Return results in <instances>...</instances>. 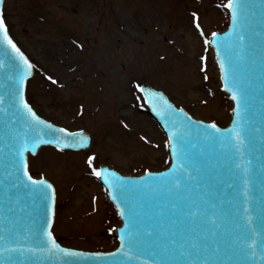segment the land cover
<instances>
[{
  "label": "rangeland",
  "instance_id": "rangeland-1",
  "mask_svg": "<svg viewBox=\"0 0 264 264\" xmlns=\"http://www.w3.org/2000/svg\"><path fill=\"white\" fill-rule=\"evenodd\" d=\"M4 1L5 23L35 69L29 103L50 123L93 137L88 151L30 158L33 177L56 188V239L70 249L110 252L120 221L88 158L97 170L127 177L170 165L142 84L195 119L223 120L224 94L204 41L226 30L225 0Z\"/></svg>",
  "mask_w": 264,
  "mask_h": 264
},
{
  "label": "snow or ice",
  "instance_id": "snow-or-ice-1",
  "mask_svg": "<svg viewBox=\"0 0 264 264\" xmlns=\"http://www.w3.org/2000/svg\"><path fill=\"white\" fill-rule=\"evenodd\" d=\"M2 3L3 0H0V5ZM225 7L231 13L234 33L237 27L241 29L235 33L241 59L245 54L252 58L259 48L261 61L264 63V13L261 15L260 30L253 31L252 42L246 43L249 39L245 32L248 16L245 14L241 17V0H227ZM196 27H200L199 23ZM200 35H204L203 31ZM212 39L218 40V34L212 33ZM210 43L207 39L204 41L205 46ZM0 45L10 48L21 62L17 65L21 71V79L15 93H10L7 106L4 96L0 95V264H37L38 261L43 264L44 258L52 259L54 256L80 257L82 253L66 251L56 243L51 231L55 216V189L50 183L32 177L29 160L25 156L30 151V144L32 155L45 143H55L60 151L74 147L66 142L61 146L59 139L45 140L38 135L30 138L29 133L38 127L63 136L71 134L63 128L55 129L51 124H46L25 99L23 89L33 65L9 36L2 8ZM245 49L249 51L245 53ZM234 55L231 52L226 53L225 58L219 60V64L222 79L225 80L224 91L231 92V99L236 102L235 114L239 123L241 110L249 111L250 104L246 89L238 82ZM2 67L3 63L0 62V68ZM52 83L56 81L53 80ZM261 103L264 107V100ZM249 118L251 120L254 116ZM187 119L191 120L190 117ZM208 128L213 129L219 136L208 133ZM204 129L207 144H200L199 140L192 142L179 139L176 132L169 136L170 142L176 139V144L170 145L171 154L176 161L172 170L162 176L146 173L141 180L129 181L134 186L131 191L138 194L135 203L122 191L117 208L121 217L126 218L128 231L120 233V256H125L128 260L147 256L148 259L141 260L140 264H149V261L151 264H244V258L256 257L257 230L252 226L253 216L249 214V208L243 207L241 220H237L240 212L229 216L224 210L225 204L233 205L236 199L233 196L232 199L225 200L229 195L227 189L234 187L230 181L235 178L236 169L242 170L244 187L240 194L247 201L250 169L237 162V156L239 160L244 159L242 146L246 140L253 148L254 143L249 136L243 135L245 129L241 127H233L224 133L213 123L205 125ZM253 131L261 133L260 143L264 148V111L261 112L259 126L254 127ZM216 143H219L220 155L224 159L219 168L213 163V152L210 151ZM95 159L89 157L87 161L92 168V174L111 189L113 183L110 177L114 174L93 167ZM219 160L220 156H217V161ZM248 163L251 164L252 161L249 160ZM261 166L264 169V161ZM221 169H227L231 175L225 179ZM109 195H112L113 200L116 199L111 191ZM37 204L42 205L45 210L43 222L29 212V208L36 211ZM259 216L261 227L264 228V192ZM26 218H31L30 224ZM133 251L135 256L130 255ZM109 255L116 256L117 253ZM233 257L241 259L235 261ZM260 258L264 261V252Z\"/></svg>",
  "mask_w": 264,
  "mask_h": 264
},
{
  "label": "water",
  "instance_id": "water-1",
  "mask_svg": "<svg viewBox=\"0 0 264 264\" xmlns=\"http://www.w3.org/2000/svg\"><path fill=\"white\" fill-rule=\"evenodd\" d=\"M226 3L227 0H225V4ZM241 4L243 6L241 9V17H243V15L245 14L248 16V20L246 22L248 27L245 28V32L248 35L249 39L246 41V43H251L253 31L260 30L261 15L262 13H264V0H241ZM3 6H4V0L2 5H0V8H2L4 15ZM228 11L226 8V25L228 26L229 24V26L224 32L218 33V37H219L218 40H213V39L211 40V47L214 51L215 61L219 68L222 91L225 94H227L230 98H231V92L224 91L225 80L222 79L223 74L221 72L219 60L224 59L226 53L231 52L235 54L234 67H235L236 75L238 77V82L242 85L243 88L246 89L247 99L249 100V104H250L249 111L245 112L243 109L241 110L242 116L239 119V123L237 122V117L235 114L236 102L231 99L234 106L232 107V103L229 97L226 96L225 94L223 96V120H217V121H203V120L195 119L190 113L186 111V109L176 107L174 105V102H171L168 96L164 92L157 90L151 85L148 84L142 85L141 89H143V91H141V94L147 104L150 116L157 122V124L162 128L163 132L165 133L169 142V146L176 144L175 138L173 139V141L171 142L169 141V136L173 132L177 133V138L179 139L190 140L192 142H196L197 140H199L200 144H207L208 141L205 139L206 132L204 126L211 125L213 123H215L217 127L221 130V132L224 133L228 132L233 127H241L245 129L243 135L250 137L251 141L254 143V148L251 147L249 141L246 140L245 144L242 146L244 159L239 160V157L237 156V162L241 163L244 166H247L250 169L249 177H248L249 182L247 185L249 189V195L247 197V201L245 202V198L240 194L244 187L243 180L241 179L242 170L236 169L235 178L230 181L231 183H233L234 187L227 189L229 195L225 197V200L232 199L233 196H235L236 199L234 200L233 205L225 204L224 210L229 214V216H231L237 211L240 212L241 215L240 217H237V220H241L243 217V207L246 206L249 208L250 210L249 214L253 216L252 226L255 227L257 230L255 233V238L258 244V248H257L256 257L254 259L251 257L244 258V264H264V261H261L260 258L261 253L264 252V228L261 227V221L259 216L260 201L262 197V192H264V184H262V180H264V169H262L261 166V162L264 161V148L261 147V143H260L261 133L253 131L254 127L259 126L261 112L264 111V107H262V103H261V101L264 100V63H262L261 61V53L259 51V48H257L256 52L253 53L252 58H249L245 54L244 58L241 59L239 55L238 41L235 35V33H238L241 29L237 27L234 33L231 13L229 12L228 14ZM229 15H230V19H229ZM241 23L242 24L244 23L243 19H241ZM9 33H10L9 36L11 37L13 42L20 49L10 30ZM256 39H258V37ZM20 51L23 53L21 49ZM248 51H249L248 49H245V53H247ZM24 56L33 65V61H30L26 53L24 54ZM0 62L3 63V67L0 68V95L4 96L6 101L5 106H7V102L10 99V93L12 94L15 93L18 83L21 79V71L17 67V65L21 64V62L15 57V54L12 52V50L10 48H7L5 45H0ZM34 70L35 69L33 65L32 72L25 81V86L23 89L24 97L26 100H28L27 102H29L27 86H28V82L32 80V78L35 75ZM229 87H231V74H229ZM26 93H27V97H26ZM232 108H233V113H232ZM37 116L41 120H43L46 124H51L55 129L63 128L62 125L50 123L47 120L40 117L38 114ZM250 116H254V118L250 120L249 118ZM187 117H190L191 120H188ZM193 121L195 123H192ZM228 123L229 125L225 127ZM65 131L70 133L71 135L63 136V134H60L58 132L53 133L49 129L38 127L35 129L34 132H30L29 136L30 138L34 135L43 136L45 140L59 139L61 146L65 142L68 143L69 145H74V147L64 148L63 151L81 152V151H88L91 149L93 145V137L91 136V134L83 130L77 132H72L68 130ZM207 132L219 136V134L215 133L214 130L211 128H208ZM81 144H83L84 146L82 147ZM46 147L57 148L55 143L41 144L36 149V154L32 155L31 144H30L29 145L30 151L25 153V156L29 160L31 157H36L38 154H42V153L62 152L57 149H51ZM210 151L213 152V155L211 156L213 163H215L216 166L219 168L220 165L224 162L223 156L220 155L219 143H216L214 149H210ZM169 155L171 158V164L166 170L162 172H147V173H152L153 176H162L164 173L170 172L176 161L175 158L172 156L171 151H169ZM217 156H220L219 161H217ZM249 160L252 161L251 164L248 163ZM99 169L101 171H106L114 174L112 177H110L113 183V187L111 189H109L108 185H106L102 180H100V183L107 190L109 201L115 208L118 218L121 222V227L117 231L118 234L117 248L114 251L106 252V253L85 252L82 250L81 251L74 250L62 246L66 239L61 241H57L55 239L56 243L59 245L60 248L66 251H75L82 253V256L59 257V258L54 256L52 259L44 258L43 264H121V262H123V264H140L141 260L148 259L147 256H139L137 259L128 260L127 257L119 255L120 233L122 231L126 232L128 231V229L126 228V218L121 217L120 211L117 208V204L120 203L122 191L126 193L129 199L132 200L134 203L137 201L138 194L131 191V189L134 186L129 184L128 182L141 180L145 178L146 173L137 177H127V176H123L120 172L110 169L107 166L102 165L100 166ZM221 171L224 173L225 179H227L228 176L231 175L227 172V169H221ZM33 178L37 179L35 177ZM42 180L46 181L47 183H50L53 186V184L47 179L42 178ZM53 188L55 189L54 186ZM110 191L116 196L115 200H113L112 195H109ZM55 193H56V189H55ZM56 199H57V194H56ZM35 207L37 209L36 211H33L32 208H29V212H32V215L34 217H37L41 222H43L45 218V210L43 206L37 204ZM121 207H124V205L121 204ZM55 217H56V201H55V216L53 218L52 229H51L52 234L54 229V235H55V227H54ZM26 219L30 224L31 218H26ZM110 253H117V255L111 256L109 255ZM130 255L135 256L136 255L135 251L130 253ZM84 257H88V259H84ZM13 258L14 259L16 258L15 254ZM240 259L241 258L233 257V260L235 261H240ZM37 264H39V261L37 262ZM149 264H151V261H149Z\"/></svg>",
  "mask_w": 264,
  "mask_h": 264
}]
</instances>
